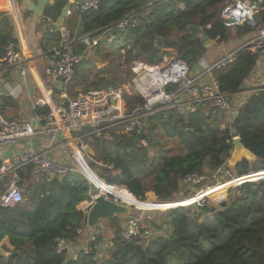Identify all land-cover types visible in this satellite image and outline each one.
Instances as JSON below:
<instances>
[{"label":"trees","instance_id":"16d2710c","mask_svg":"<svg viewBox=\"0 0 264 264\" xmlns=\"http://www.w3.org/2000/svg\"><path fill=\"white\" fill-rule=\"evenodd\" d=\"M229 1L101 0L98 8L80 14V18L78 13L75 15L78 30L70 31V37L103 35L96 48L106 51L103 61L109 62L107 73L122 65H126L128 71L134 61L158 65L172 51L194 68L208 47L199 35L191 34L189 25L200 27L211 41L218 42L230 41L233 28L241 37L256 30L249 24L225 25L221 13ZM67 2H48L43 18L56 22ZM137 11L142 12L137 26L125 29L117 26L119 20ZM254 19L264 26V8L256 12ZM111 35L114 40L110 42ZM61 37L60 30L46 32L42 43L58 45ZM10 42L18 43L14 25L8 13L0 12V59ZM85 46L80 42L74 45L77 51ZM258 59L256 53L243 49L233 63L216 70L221 90L231 94L241 90ZM89 63L84 60L76 65L72 86L89 81ZM118 79L117 74L104 76L98 72L93 85L107 88ZM125 98L130 108L144 102L137 95ZM1 99L3 106L12 103L11 97ZM38 110L48 112V109ZM124 127L125 124H120L109 128L108 139L94 138L95 145L112 144L127 151L124 155L103 158L114 172H100L102 178L97 175L102 180L99 185L102 194L131 200L144 207L172 201L181 195L183 187H188L183 195L190 194L191 186L183 182L184 178L192 173H204L206 165L231 170L233 176L239 177L228 184L240 185L230 201L226 198L220 201L219 208L207 199L189 206L170 204V208L162 210L166 216L162 223L148 218L143 223L141 220L138 234L130 239L122 235L130 218L128 221L119 217L111 219L109 229L113 232L106 233L111 237L109 246L103 245L105 238L98 230L85 241V249L70 258L68 250L57 252L58 241L74 242L82 236L79 230L87 223V213L79 205L92 200L95 191L92 184L81 172L64 178L35 180L31 166L21 168L19 185L25 183L24 179L30 185L24 192L23 202L12 208L0 206V242L9 237L14 247L7 258L0 254V264H264V89L248 98L233 118L231 127L223 128L212 114L202 109L189 115H180L175 110L155 112L147 118L146 127L140 133H118ZM160 131L165 139L178 141L181 151L164 154L158 165L140 176L135 172L142 166L139 151L147 156L148 146L155 147L159 141L155 137ZM234 136H240L257 160L244 159L234 168L226 164L234 147ZM94 144H91L93 150ZM160 151L163 152L162 148ZM91 167L94 168V164ZM12 176L6 174L0 179V194L6 190ZM152 230H162L165 234L157 235Z\"/></svg>","mask_w":264,"mask_h":264},{"label":"built area","instance_id":"2783aa9c","mask_svg":"<svg viewBox=\"0 0 264 264\" xmlns=\"http://www.w3.org/2000/svg\"><path fill=\"white\" fill-rule=\"evenodd\" d=\"M101 0H85L75 4V9L82 14L90 9L99 7ZM264 8V0H230L225 5L221 18L226 26L249 24L257 29L254 36L241 44L238 48L228 52L220 59L207 63L203 58L197 63L201 69L194 72V68L178 56H164L158 65L142 66L134 61L138 70L125 84L109 86L88 93H78L74 97L67 94V88L75 76L77 64L87 60L97 46L99 38H92L90 34L78 38H71L70 34L62 32L61 41L50 53L45 74L62 91L56 103L50 106L46 113H34L36 123H28L21 119L8 120L0 113V146L18 142L22 138L32 137L38 133H47L53 142L61 144L68 153V159L61 161L52 158L46 151H22L15 153L7 160L0 159V178L12 174V179L6 190L0 194V206L15 207L25 200L24 189L19 185L21 179L19 170L32 167L36 176H51L64 178L80 172L81 164L77 155L69 152L71 144L77 142L81 151L86 152L89 141L96 137L109 138L107 130L114 126L125 124L124 129L118 130L121 134L142 132L146 127L147 118L159 111L175 110L180 115L197 113L208 107L235 117L237 109L231 100V93L221 90L215 71L233 63L240 50L246 49L254 52L258 57L264 58V26L256 23L254 16L259 9ZM142 12H133L117 22L121 29L137 26L142 18ZM48 30H59L57 23L48 24ZM114 40L110 36V41ZM84 43L81 51L75 50V43ZM23 61V52L18 43L10 42L6 46L5 55L0 59V69H8L20 65ZM25 73V70H22ZM10 95L19 98V86L6 84ZM264 89V84L256 92ZM140 96L144 102L130 108L125 96ZM40 125L39 128H36ZM67 136L70 143L61 138ZM145 143V141H143ZM219 168V173L223 171ZM227 176L233 177L231 170L225 169ZM215 175L212 178H216ZM205 173H192L187 175L183 182L189 186H201L208 181ZM87 201L85 212L91 205ZM202 198L199 202H205ZM200 210L198 209V212ZM140 220L132 218L128 221L123 237L130 239L138 234ZM80 229L79 232H82ZM69 241L60 239L57 252L62 253L69 248Z\"/></svg>","mask_w":264,"mask_h":264},{"label":"crops","instance_id":"0c3cea01","mask_svg":"<svg viewBox=\"0 0 264 264\" xmlns=\"http://www.w3.org/2000/svg\"><path fill=\"white\" fill-rule=\"evenodd\" d=\"M31 1L36 2L37 0H31ZM51 1L52 0H49V2ZM68 1L71 2V7L68 15L66 16V19L68 20L65 19V26L67 28L65 33L70 34V31L74 30L75 32H77L78 30L77 19L75 16L78 13V11L75 9V4L85 0H68ZM0 12H6L9 14L12 24L14 25V31L18 39L19 47L23 52V61L21 62L20 65L8 69H3V70L0 69V113H2L3 115L2 114L1 115L8 120L21 119L27 121L28 123H36L33 119L34 113L35 112L42 113L38 109L49 110L50 106H52L54 103H56V101H58V99L60 98V94L62 92L59 86L55 84L45 74V68L48 64L50 52L53 50L56 44H52V42H48V41L42 43V41L44 34L46 32H51L48 30V24L53 20L44 19L43 16L40 17L36 15L35 12L28 9V6L24 3V0H21L20 2L18 0H0ZM79 18H80V14H79ZM102 36L94 37V38L100 39V37L102 38ZM111 36L114 37V35ZM244 41H245L244 37L234 38L228 42L211 41V46L208 47L206 53L202 56V58L207 63L214 62L220 59L221 57H223L224 55H226L228 52L238 48ZM42 45H44V47H46L47 49L44 50ZM23 69L25 70V73L22 72ZM200 69L201 66L197 64L194 67V72L196 73ZM7 83L12 86H16V85L19 86V89L21 90V94L19 98H14L10 95L9 91L6 88ZM263 84H264V58L259 57L257 64L255 65L249 77L246 79L241 90L231 95V100L237 109V113L239 109L244 105V103L248 100V98L253 93H257L256 90L261 88ZM69 86H71V84ZM66 90H67V94L70 97H74L73 92L69 88H67ZM77 94L78 93H76V95ZM3 96L11 97L12 103L10 105L3 106L2 104L3 101L1 99V97ZM202 110L208 114H212L213 112V110L209 109L208 107H205ZM220 113L224 114L227 117V114L223 112ZM228 118L229 120L232 118L228 124V126L231 127L234 117L228 116ZM39 127L40 125L36 126V128ZM222 127L226 128L227 126L223 124ZM61 139L66 143H70L69 142L70 140L67 136H62ZM70 144H71V149L69 150V152H72L77 155V158L81 164V167L83 168L84 173L86 175H88V173L89 174L92 173L93 169L88 165L87 161L85 160L87 153L90 155H92V153L87 152V150L86 152L81 151L80 146L76 141ZM88 145L91 146L90 141L88 142ZM41 150L46 151L52 158L57 160L66 161L68 159V153H66V151L62 148L61 144H59L58 142L51 141L47 133H38L32 137L22 138L18 142L8 143L3 146H0V159L7 160L17 152L41 151ZM205 168H207V165ZM230 168H234V167H230ZM225 169H223V171ZM218 170L219 168L218 169L212 168L213 174L212 175L207 174L210 179H208V181H206L201 186V188L198 189L197 187H190L189 195H182L181 197H178V199L176 198L175 200H180L178 201V203L175 202V200H172L169 203L172 202L174 206H180V205L189 206L195 203V202L188 203V201H190L192 197H194L199 192L205 191L207 188L215 186L217 184H220V186L218 187V189L214 190L213 193H215V195L217 196L216 198L219 199V197H221V195L224 192H225L224 194L226 195L227 189L236 188L237 186L240 185L238 184V185L230 186L228 184L229 181L232 180V178L239 176L236 175L228 179H222L220 174L223 173V171L218 174L219 172ZM215 175H217V177L212 178ZM33 176L35 177V180L53 179V177L51 176H36V175ZM3 177L4 176H2L1 178ZM95 177L97 178V181L100 182V178H98V176ZM214 180L215 183H212L214 182ZM24 182L25 183H23L21 187L24 189V192H26L28 190V186L26 183L27 179H24ZM205 197H209V196H205ZM230 200L231 198L227 199V201ZM210 204L216 208H219V205H215L214 203H210ZM84 232L86 233V236L82 235L80 238H78V240L69 243L68 255L70 258H75L81 250L85 249L86 238L87 240L90 239L97 232V228L95 230L88 231L85 226L81 234H83ZM112 232H113L112 230H109L108 235H110ZM106 237L108 236L104 235L105 239L103 241V245L105 244L106 246H109L106 244L107 242H105ZM13 249L14 247L11 245L9 237H5L0 242V254L2 256L8 257ZM103 250L104 249H102V251ZM104 251L101 253L104 254Z\"/></svg>","mask_w":264,"mask_h":264},{"label":"rangeland","instance_id":"374dc122","mask_svg":"<svg viewBox=\"0 0 264 264\" xmlns=\"http://www.w3.org/2000/svg\"><path fill=\"white\" fill-rule=\"evenodd\" d=\"M253 28L256 29L255 27H253ZM256 32H257V29L254 30V32H251V33L241 37V36H238V34L236 33L235 28H233L232 39H234V38H243L244 37L245 38L244 42H246L249 39H251ZM215 42H218V41H215ZM96 47L93 49L92 55H90L89 58L87 59L90 62L89 63V69L87 70V73H88V76H89V79H88L89 81H87L86 83L84 82L82 84H79V82H76V83H74L73 86L71 85V86L68 87L73 92V96H75L76 93H80V92L81 93H88V92H93V91H97V90H100V89H104L105 87L98 88L97 86L93 85L94 80H96V73H98V72H100V74L104 73V76H107V75H110V74H117L119 76V79L116 81L117 83L115 85H109V86H117V85H122V84L127 83L132 78V76L135 75L136 71L138 70L137 66L134 63H132L130 65V68L128 69V71H127V68H126L127 66L126 65H122V66H120L118 68L113 67L111 69L112 73H107L106 70H109V68H108L109 62L108 61H103L104 56L106 55V51L105 50L99 51V49L96 48ZM165 56H167V57L177 56V54L172 51L171 54L165 55ZM138 64H140L142 66H152V65H147L146 63H143L141 61H138ZM212 116L219 122V124L221 126H223V124L228 126L229 121L232 119L231 118L229 120L228 115L226 117L224 114H222V113H220V112H218L216 110H213ZM155 139L159 140L160 142L159 141L156 142L155 147L148 146V148H147L148 155L147 156H143V151L142 150L139 151V158L141 159L142 166H141V168H136L135 172L138 173L140 176H145L156 165H158L161 162V160L163 159V157H164L163 155L164 154L175 153V152L181 151V147H180L179 142L176 141V140L165 139L162 136V132L161 131L157 134ZM90 143L94 144L95 141L94 140L90 141ZM143 144L146 145V142L145 143L143 142ZM161 148H162L163 152L160 151ZM95 149H96L95 152H96L97 156L96 155L95 156L94 155H90V154L87 153L86 159H85L90 167H91V164H94V168L91 167L93 169V172L90 173V174L88 173L89 177L97 176V175L100 176V172H103L105 174H109L111 170L114 172V169H112L110 166H108L106 161L103 158L104 157H110V156H118V155H121V154L124 155V154L127 153V151H125L123 148H118V147H116L115 145H112V144L106 145V146L104 144H102V145H95L94 144V150ZM107 167L109 169H107ZM205 169H204V172L206 174H208V175H212L213 174L212 168L209 167L208 165H207V168H205ZM80 172L88 179V177L86 176V174L83 171V168H80ZM220 176L222 177V179L230 178V176H227L225 174V171H223V173H221ZM89 182L92 184V182L90 180H89ZM97 183H98V185L101 184L98 181H97ZM212 183H215V180ZM29 185H30V183H27L28 187H29ZM92 186H93V184H92ZM93 188L95 190L94 194H93L94 196L97 195L98 193H100L99 187L98 188L97 187L96 188L93 187ZM187 188L188 187H183L181 189V193H180L181 195L179 197H181L184 194V192L186 191ZM213 192H214V190H212L211 193H209L210 197H204V198H206L208 200V202H210V203H214L215 205H219L220 200H223L225 198H227V199L232 198V196L235 194V188L227 189L226 190V195L224 194L225 193L224 192L221 195V197H219V199L216 198L217 196ZM147 194H146V198H147ZM106 196L111 198V199H115L116 201H118L120 203H125L129 207H131V213L130 214L120 215L119 218H121L123 220H126V221H128L129 218L130 219L131 218H138L140 221L142 220V223L147 218L150 221L154 220L155 222H158L159 224L162 223V221L164 219H166V216H164L162 214V210H164L166 208H170L172 206L170 204H173L172 202L169 203L170 201H160V202H155L156 204H153L152 206L151 205L150 206H145L143 208L140 205H138L136 202H133L131 200H123L122 201L121 199H118L114 195H111V194L106 195ZM156 198H157V196H156ZM124 201H126V202H124ZM178 201H180V200H175V202H177V203H178ZM89 202H91V201H89ZM191 202H193L192 199L190 201H188V203H191ZM86 206H87V203L85 201V202H82L79 205V208L81 210H85ZM99 224L96 227L97 228V232H98V229H99V234L100 235H106V233L110 230L109 229V220L100 221ZM163 227L164 228L166 227V223L163 224ZM152 232L154 234H157V235L165 234V231H162V230H159V231H157V230L153 231L152 230ZM82 235L86 236V233L84 232ZM86 241H88L87 238H86ZM105 242H107L106 243L107 245H110L111 240H110L109 236L106 237ZM3 257L7 258L5 256H3Z\"/></svg>","mask_w":264,"mask_h":264},{"label":"water","instance_id":"95a60500","mask_svg":"<svg viewBox=\"0 0 264 264\" xmlns=\"http://www.w3.org/2000/svg\"><path fill=\"white\" fill-rule=\"evenodd\" d=\"M48 2L49 0H37L36 2H33L31 0H24V3L28 6V9L35 12V14L40 17L43 16L45 6L48 4ZM70 7L71 2L68 1L61 12V15L56 21L59 30L62 32H65L67 29L65 26V19L70 11ZM189 30L192 35H199L207 47L211 46V40L204 33L201 32L200 27L195 25H189ZM233 146V150L227 160L228 166L235 167L244 159L249 161L257 160V156L255 155V153H253L243 144L240 136L233 137ZM86 150L89 153L91 152L92 155L94 154V150L91 148V146L88 145L86 147ZM92 184L93 187L96 188V185L94 183ZM107 185L112 186L109 184ZM130 213L131 207H129L127 204L120 203L115 199H111L100 192L95 195L91 205L87 210V223L85 226L88 231H92L98 226L100 221L111 220L116 217H119L120 215H127Z\"/></svg>","mask_w":264,"mask_h":264},{"label":"bare ground","instance_id":"6f19581e","mask_svg":"<svg viewBox=\"0 0 264 264\" xmlns=\"http://www.w3.org/2000/svg\"><path fill=\"white\" fill-rule=\"evenodd\" d=\"M87 177L91 180L92 183H94L96 185V187L98 188V183H97V178L95 176H91L89 177L87 175ZM233 179V178H232ZM100 183H102V180L100 179ZM220 186V184H217L215 186L209 187L207 188L205 191H201L198 194H196L194 197H192V201L196 202L202 198H204L205 196H209V193H211L212 190L218 189V187ZM210 197V196H209ZM123 201V200H122ZM126 202V201H124ZM191 202V203H193ZM132 203V202H131ZM141 207L144 208V206L140 205Z\"/></svg>","mask_w":264,"mask_h":264}]
</instances>
